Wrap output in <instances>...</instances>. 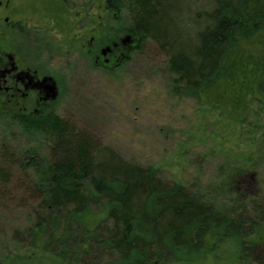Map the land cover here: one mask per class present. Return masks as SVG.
<instances>
[{
	"label": "rangeland",
	"instance_id": "374dc122",
	"mask_svg": "<svg viewBox=\"0 0 264 264\" xmlns=\"http://www.w3.org/2000/svg\"><path fill=\"white\" fill-rule=\"evenodd\" d=\"M105 1L0 0V61L17 52L40 77L52 78L58 96L47 111L95 145L131 165L154 167L159 180L183 185L201 203L258 221L256 211L264 208V33L239 43L228 59V77L193 98L182 94L183 83L170 68L165 48L153 40H144L113 70L95 69L86 55L59 50L66 37L59 24H75L82 17L76 13L100 16L117 35L127 32L131 27L127 13L121 11L118 17L105 13ZM205 1L172 0L166 6L165 17L180 45L202 30V18L212 7ZM4 19L36 29L37 42L29 51L13 48L14 36L7 35ZM72 34H77L76 28L68 39ZM31 108L27 105L26 112ZM22 161L26 170L20 167ZM48 163L49 148L42 134L0 116V261L5 264H12L16 255L32 257L30 264H66L34 249L29 235L36 220L48 216L38 209L32 192L35 170L44 172ZM232 170L244 172L233 186L227 180ZM100 206L93 207V215L85 220L86 230L95 231L98 241L108 236L110 226ZM93 246L86 257L72 248L74 264L115 259L113 252ZM238 259L236 246L226 242L194 264H264V257L262 262Z\"/></svg>",
	"mask_w": 264,
	"mask_h": 264
},
{
	"label": "trees",
	"instance_id": "16d2710c",
	"mask_svg": "<svg viewBox=\"0 0 264 264\" xmlns=\"http://www.w3.org/2000/svg\"><path fill=\"white\" fill-rule=\"evenodd\" d=\"M171 1L106 0V5L116 17L125 11L130 18L127 33L133 39L131 51L147 39L165 48L170 68L183 83L182 94L199 98L228 77V59L239 43L264 33V0H206L212 7L202 18L205 24L200 32L195 30L185 46L173 36L171 21L165 17ZM8 108L1 105L0 116L42 134L49 148V163L44 172L35 170L37 180L32 184L38 209L48 215L39 217L29 230L31 245L40 253L60 263L74 264L73 249L86 257L96 243L100 252L116 255L107 264H194L232 242L238 260L262 262L264 208L256 211L258 221L230 216L199 202L181 184H165L154 167L131 165L111 150L95 145L47 111V106L40 114L28 115ZM27 166L23 161L20 164L24 170ZM242 173L229 172V185L233 186ZM97 206L110 222L108 236L100 241L95 231L85 228V220ZM30 261V256L16 255L10 262Z\"/></svg>",
	"mask_w": 264,
	"mask_h": 264
},
{
	"label": "flooded vegetation",
	"instance_id": "af4514ba",
	"mask_svg": "<svg viewBox=\"0 0 264 264\" xmlns=\"http://www.w3.org/2000/svg\"><path fill=\"white\" fill-rule=\"evenodd\" d=\"M100 8L99 6L97 10L100 11ZM103 11L107 14L110 12L107 9L106 1ZM81 13L75 14V17L82 15L80 18L77 17L75 24H67L66 21L59 24L62 27L61 32L66 35L61 44L62 49L59 50L65 49L67 54L86 55L95 69H116L122 60L127 59V54L132 52L133 43L125 45L121 43V39L130 33L123 31L117 35L112 31V28L106 27L105 20L101 19L100 16L84 18L83 12ZM3 28L7 30L8 36L12 32L14 36L13 48L15 47L17 50L29 51L28 47L33 42H37L36 29L23 26L20 20L9 24L8 19H4ZM75 28L77 34H72V39H68V35ZM41 30L43 29L41 28ZM46 30L49 31V29ZM106 31L109 32V35ZM1 34L5 35L6 33L3 31ZM106 48H109L110 51L102 54V50ZM17 56L16 52L11 57L5 58L6 60L0 61V106L9 105L8 110L16 109L22 115L40 114L43 107L50 103L49 100L45 99L47 92L40 84L44 77H40L34 68L27 65L24 59L20 58L21 55L18 56V59ZM27 105L32 106L31 111L26 112Z\"/></svg>",
	"mask_w": 264,
	"mask_h": 264
},
{
	"label": "water",
	"instance_id": "95a60500",
	"mask_svg": "<svg viewBox=\"0 0 264 264\" xmlns=\"http://www.w3.org/2000/svg\"><path fill=\"white\" fill-rule=\"evenodd\" d=\"M122 44H130L133 43V39L130 35H127L121 39ZM110 51L109 48H106L102 50V54H105V52ZM40 84L43 85L44 90L47 92L46 100H49V102H54L57 99L58 96V89L55 81L50 77H44Z\"/></svg>",
	"mask_w": 264,
	"mask_h": 264
}]
</instances>
